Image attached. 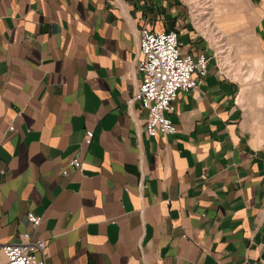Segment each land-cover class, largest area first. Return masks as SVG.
Listing matches in <instances>:
<instances>
[{
    "label": "crops",
    "instance_id": "0c3cea01",
    "mask_svg": "<svg viewBox=\"0 0 264 264\" xmlns=\"http://www.w3.org/2000/svg\"><path fill=\"white\" fill-rule=\"evenodd\" d=\"M243 1L198 20L184 0H0V246L28 232L44 264H264V0ZM142 28L208 59L172 135L148 137L129 103Z\"/></svg>",
    "mask_w": 264,
    "mask_h": 264
},
{
    "label": "built area",
    "instance_id": "2783aa9c",
    "mask_svg": "<svg viewBox=\"0 0 264 264\" xmlns=\"http://www.w3.org/2000/svg\"><path fill=\"white\" fill-rule=\"evenodd\" d=\"M137 56L136 70L141 78L129 103L137 102L146 112L144 131L148 137L172 135L176 132L168 117L173 112L172 104L179 92L195 90L202 84L208 59L204 54L196 58L182 54L177 32H155L146 28L139 31ZM92 138L93 132L86 131L84 144L89 145ZM69 167L80 173L82 162L74 158ZM27 219L33 228L40 224V217L32 213L27 214ZM45 248V241L34 240L24 232L18 241L0 246V264H44Z\"/></svg>",
    "mask_w": 264,
    "mask_h": 264
},
{
    "label": "rangeland",
    "instance_id": "374dc122",
    "mask_svg": "<svg viewBox=\"0 0 264 264\" xmlns=\"http://www.w3.org/2000/svg\"><path fill=\"white\" fill-rule=\"evenodd\" d=\"M194 8L196 18L204 20L205 18H226L237 16L236 6L241 7L243 0H184ZM234 9V10H233ZM200 23V21H199Z\"/></svg>",
    "mask_w": 264,
    "mask_h": 264
}]
</instances>
